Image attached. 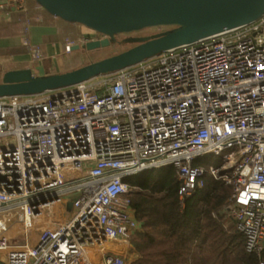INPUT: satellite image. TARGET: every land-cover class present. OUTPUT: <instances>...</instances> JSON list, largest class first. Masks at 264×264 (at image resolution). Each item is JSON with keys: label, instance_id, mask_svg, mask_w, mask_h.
Wrapping results in <instances>:
<instances>
[{"label": "built area", "instance_id": "obj_1", "mask_svg": "<svg viewBox=\"0 0 264 264\" xmlns=\"http://www.w3.org/2000/svg\"><path fill=\"white\" fill-rule=\"evenodd\" d=\"M165 164L183 179L182 205L207 175L224 177L248 250L264 249V16L75 86L0 98V260L129 264L139 221L127 176ZM21 231L27 242L10 244Z\"/></svg>", "mask_w": 264, "mask_h": 264}, {"label": "water", "instance_id": "obj_2", "mask_svg": "<svg viewBox=\"0 0 264 264\" xmlns=\"http://www.w3.org/2000/svg\"><path fill=\"white\" fill-rule=\"evenodd\" d=\"M50 13L80 23L104 37L93 38L71 49H97L116 41L119 33L148 27L171 26L149 35H131L135 45L72 69L35 73L32 67L8 69L0 81V98L34 95L90 81L139 64L170 49L250 24L264 16V0H36ZM27 233L9 238L25 244Z\"/></svg>", "mask_w": 264, "mask_h": 264}, {"label": "trees", "instance_id": "obj_3", "mask_svg": "<svg viewBox=\"0 0 264 264\" xmlns=\"http://www.w3.org/2000/svg\"><path fill=\"white\" fill-rule=\"evenodd\" d=\"M127 180L139 221L131 236L136 257L129 264H262L264 249L248 250L247 237L230 214L233 187L224 177L207 175L205 185L184 205L183 179L173 164L143 170Z\"/></svg>", "mask_w": 264, "mask_h": 264}, {"label": "crops", "instance_id": "obj_4", "mask_svg": "<svg viewBox=\"0 0 264 264\" xmlns=\"http://www.w3.org/2000/svg\"><path fill=\"white\" fill-rule=\"evenodd\" d=\"M81 25L50 13L36 0H0V27L16 30L0 37V47L9 45L13 48L6 55L0 54V62H11L6 71L27 66L38 74H43L42 69L45 73L51 69L60 71L62 63L79 59L85 52V49H71L72 45L80 43L75 39L81 35ZM0 264L6 262L0 260Z\"/></svg>", "mask_w": 264, "mask_h": 264}, {"label": "rangeland", "instance_id": "obj_5", "mask_svg": "<svg viewBox=\"0 0 264 264\" xmlns=\"http://www.w3.org/2000/svg\"><path fill=\"white\" fill-rule=\"evenodd\" d=\"M18 1V0H17ZM67 21V20H66ZM166 28H169L171 26H164V27H160V28H157V27H148L144 30H140V31H136V32H133V33H119L116 35V41L112 42V44L108 45V46H105V47H100V48H97V49H85V52H83V54H81L82 56L79 58V59H76V60H69L68 62H65L62 63L60 65V71L64 70V69H68V68H71V67H75V66H79V65H82V64H86L88 62H91L93 60H96V59H99V58H103V57H106V56H109V55H112V54H115V53H118L120 51H123L133 45H135L137 42H128L126 40V37L130 36V35H149L153 32H156V31H162ZM80 33L81 34L80 36H76V39L75 40H78L80 41V44H83L85 43L86 41L90 40V39H93V38H100V37H104V34L101 33V32H96L94 30H92L91 28L87 27V26H82L80 27ZM16 30L15 29H7V28H1L0 27V37H3L4 35L6 34H13ZM84 33V35H83ZM27 37H25L26 39ZM72 43L69 42V45H71ZM73 46V45H72ZM13 48L10 47L9 45H5V46H2L0 47V54L1 56L2 55H6L7 53H9ZM82 49L81 48H78V49H74L73 51H77V50H80ZM34 50V49H33ZM32 50V52L34 53V51ZM37 53V51L35 52ZM11 62H6L5 60H2V62H0V67H3L2 70H0V81L3 79V75L4 73L6 72V67L10 65ZM39 63V62H38ZM36 63V64H38ZM44 64V63H43ZM42 73L44 74L46 72L45 69H42L41 70ZM58 69H51L49 71V73H54V72H57ZM46 74V73H45ZM211 161H215V158L214 156L212 155H208L206 157V160H205V163L208 164L209 162ZM77 194H78V191H75V193H72L71 191L68 193V208L73 211L74 209V202H75V199L77 198ZM17 217V215H16ZM130 250H129V257L131 260H133V258H135V253H134V248H133V245L130 246Z\"/></svg>", "mask_w": 264, "mask_h": 264}, {"label": "flooded vegetation", "instance_id": "obj_6", "mask_svg": "<svg viewBox=\"0 0 264 264\" xmlns=\"http://www.w3.org/2000/svg\"><path fill=\"white\" fill-rule=\"evenodd\" d=\"M143 35V34H142ZM131 36V35H130ZM136 36H138V35H136ZM127 38V37H126Z\"/></svg>", "mask_w": 264, "mask_h": 264}]
</instances>
